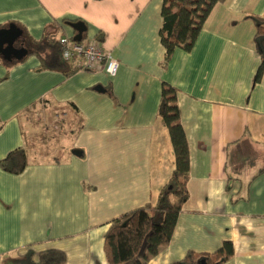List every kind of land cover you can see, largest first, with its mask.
<instances>
[{
	"label": "crops",
	"instance_id": "0c3cea01",
	"mask_svg": "<svg viewBox=\"0 0 264 264\" xmlns=\"http://www.w3.org/2000/svg\"><path fill=\"white\" fill-rule=\"evenodd\" d=\"M162 5L0 0V30H19L26 51L18 62L0 58V161L15 149L28 151L21 174L0 168V264H37L49 250L62 252L64 264H107L109 223L155 204L174 167L158 117L163 83L177 91L189 154L187 200L171 241L147 264L211 255L224 242L233 256L223 264H264V72L254 83L260 56L247 19L264 18V0L217 4L192 50H176L166 66ZM72 24L85 27L80 43L100 40L118 62L114 77L41 68L33 44L73 39ZM39 110L48 122L59 116L69 139L43 162L24 136V117ZM75 118L78 128L69 129Z\"/></svg>",
	"mask_w": 264,
	"mask_h": 264
},
{
	"label": "trees",
	"instance_id": "16d2710c",
	"mask_svg": "<svg viewBox=\"0 0 264 264\" xmlns=\"http://www.w3.org/2000/svg\"><path fill=\"white\" fill-rule=\"evenodd\" d=\"M225 1L163 0L162 25L159 31L160 42L165 50L163 66L168 64L176 50L187 53L192 50L213 8ZM247 19L253 21L256 30L254 45L260 56V64L253 81L258 83L264 72V18L249 16ZM31 48V54L43 57L42 69L62 70L67 75L75 71L65 68L60 62L57 41L47 38L44 42L34 43ZM1 57L3 55L0 54ZM176 94L175 88L162 84L158 117L167 130L173 150L174 167L171 176L155 204L131 211L109 223L103 243L107 264H147L171 241L177 217L187 200L186 183L189 176V154L179 121ZM27 166L26 147L13 150L0 161V168L12 175L21 174ZM232 256V244L224 242L211 255L189 253L182 261L174 264H223ZM64 263L65 255L60 251L49 250L38 255L37 264Z\"/></svg>",
	"mask_w": 264,
	"mask_h": 264
},
{
	"label": "rangeland",
	"instance_id": "374dc122",
	"mask_svg": "<svg viewBox=\"0 0 264 264\" xmlns=\"http://www.w3.org/2000/svg\"><path fill=\"white\" fill-rule=\"evenodd\" d=\"M50 111L53 112L55 110L51 109ZM25 118L27 119L25 120ZM47 118L45 113L39 110L32 115H26L23 119L27 148L32 157L41 162L49 160V158H44L45 154L51 155V152L67 145L69 140L66 138L68 132L65 127L66 124L60 123L59 116L51 117L52 119H49L51 123L50 121L48 122ZM53 118L56 119L54 120ZM68 125L69 129L78 128L77 118L73 119L72 122H68Z\"/></svg>",
	"mask_w": 264,
	"mask_h": 264
},
{
	"label": "built area",
	"instance_id": "2783aa9c",
	"mask_svg": "<svg viewBox=\"0 0 264 264\" xmlns=\"http://www.w3.org/2000/svg\"><path fill=\"white\" fill-rule=\"evenodd\" d=\"M59 57L64 63L72 64L76 71H103L108 77H114L118 71V62L101 46L100 40L86 43L60 37L57 39Z\"/></svg>",
	"mask_w": 264,
	"mask_h": 264
},
{
	"label": "water",
	"instance_id": "95a60500",
	"mask_svg": "<svg viewBox=\"0 0 264 264\" xmlns=\"http://www.w3.org/2000/svg\"><path fill=\"white\" fill-rule=\"evenodd\" d=\"M70 26L77 32V35L73 38V41L80 42L81 35L85 31V27L82 24H72ZM20 37H21V32L15 29L13 26H10L6 30H0V48L4 43L7 42H9V44L11 43L12 45L13 43L19 41ZM13 54L17 60H20L23 57H25L26 51L25 49H22L20 51H14ZM71 154L79 157L81 155V152L77 150H73L71 151Z\"/></svg>",
	"mask_w": 264,
	"mask_h": 264
},
{
	"label": "flooded vegetation",
	"instance_id": "af4514ba",
	"mask_svg": "<svg viewBox=\"0 0 264 264\" xmlns=\"http://www.w3.org/2000/svg\"><path fill=\"white\" fill-rule=\"evenodd\" d=\"M23 44L18 42H15L11 45L9 42L4 43L0 48V54L3 55L6 58L14 57V51H20L23 49ZM11 52V53H10Z\"/></svg>",
	"mask_w": 264,
	"mask_h": 264
}]
</instances>
